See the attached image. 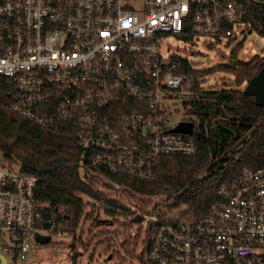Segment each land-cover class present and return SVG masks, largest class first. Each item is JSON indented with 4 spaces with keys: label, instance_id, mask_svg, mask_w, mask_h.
I'll list each match as a JSON object with an SVG mask.
<instances>
[{
    "label": "built area",
    "instance_id": "1",
    "mask_svg": "<svg viewBox=\"0 0 264 264\" xmlns=\"http://www.w3.org/2000/svg\"><path fill=\"white\" fill-rule=\"evenodd\" d=\"M252 8L264 9V0H0V79L12 85L8 108L38 126L71 124L82 181L125 191L103 173L151 180L159 156L195 154L194 128L192 136L172 132L180 122L195 123L177 114L201 93L232 90L222 75L210 82L225 72L171 51L167 40L217 52L216 64L236 62L219 47L255 31L245 22ZM36 185L35 176L0 157L6 264L25 261L37 235H64L67 223L43 220L50 208L37 203ZM218 194L198 219L165 198L96 201L131 235L140 230L138 264H264V167L242 170Z\"/></svg>",
    "mask_w": 264,
    "mask_h": 264
},
{
    "label": "trees",
    "instance_id": "2",
    "mask_svg": "<svg viewBox=\"0 0 264 264\" xmlns=\"http://www.w3.org/2000/svg\"><path fill=\"white\" fill-rule=\"evenodd\" d=\"M245 22L264 37V9L248 10ZM263 66L264 58L254 57L247 62H231L224 68L235 77V86L240 87ZM11 98V82L0 79V157L4 163L17 164L22 173L35 176V199L50 208L42 214L43 220L51 219L57 225L67 223L62 231L74 240L86 206L82 195L98 201L106 198L97 190L96 182L82 181L74 127L30 123L8 108ZM185 113L187 120L195 123V154L159 156L151 180L106 173L102 176L126 187L131 194L169 199L172 208L185 217L198 219L207 214L209 204L218 198L221 184L229 183L244 169L264 167V107L256 106L254 98L245 96L242 90L232 89L201 93ZM85 217L92 220V228L110 223L90 215ZM130 246L123 242L121 248L132 257ZM77 260L72 256L71 264H77ZM13 264L17 262L14 260Z\"/></svg>",
    "mask_w": 264,
    "mask_h": 264
},
{
    "label": "rangeland",
    "instance_id": "3",
    "mask_svg": "<svg viewBox=\"0 0 264 264\" xmlns=\"http://www.w3.org/2000/svg\"><path fill=\"white\" fill-rule=\"evenodd\" d=\"M166 43L171 48V51L179 52L182 56L188 57L195 62L210 67L214 66L212 72L223 71V73H226H224L225 76L221 73L214 74L211 77L210 82H215L216 78L220 77L218 75H222L221 77L228 81L225 84L229 85V89H240L243 91L246 83L240 87H235V77L224 68L225 64H216L217 60L215 57L217 56V52H208L199 46V44L195 46L192 42L184 43L180 38H175L173 40L169 38ZM238 43H240V47L238 48L235 57H232L233 55L231 54V51L236 48ZM219 49L220 52L224 53L226 56L241 62H247L254 57L264 58V37L256 31H249L246 32L244 36L239 34L236 41L230 42L226 47H219ZM190 51L202 53L203 56H192ZM202 64L200 65L201 67L203 66ZM187 117L186 113L180 111L176 118L178 120H185ZM89 182H96L97 190L101 188L102 191L100 192L104 198L115 195L122 200L127 199L130 204L136 203L137 198H139L136 194H131L127 190H121L123 188L119 189L97 180H89ZM82 198L86 203V206L84 207V214L79 222L75 239L72 240V237L69 235L52 236L48 244L40 245L35 243L26 254V260L18 262L17 264H71L72 256L76 253L80 254V256L77 257V264H138L136 249L138 248L140 240V230L131 235L128 233V229L125 230L121 228V222L115 218H111L106 212L99 209V202L85 195H82ZM128 198H131V200H128ZM150 198L154 200L163 199L159 196ZM145 204H147V202H145ZM85 215H90L91 218H96L101 221H110V223L107 226H97L96 228H92V220L87 219ZM113 221L114 224H112ZM105 232L108 233L107 237L109 240L106 236L101 234ZM122 240H124V243L129 242L131 244L130 252L132 257L124 254L122 248H116V250L111 249L112 247L117 246ZM110 256H113V259L109 260Z\"/></svg>",
    "mask_w": 264,
    "mask_h": 264
},
{
    "label": "water",
    "instance_id": "4",
    "mask_svg": "<svg viewBox=\"0 0 264 264\" xmlns=\"http://www.w3.org/2000/svg\"><path fill=\"white\" fill-rule=\"evenodd\" d=\"M242 93L245 96L254 98V103L256 106L264 107V66L251 80L246 83ZM193 128L194 124L192 122H180L177 126H175L172 132L192 136ZM241 153H243V151ZM241 153L235 158L236 160L241 156ZM139 221V219H136L135 222ZM36 240L38 244L45 245L48 244L51 239L49 236L37 235ZM74 256L78 257L80 254L76 253ZM0 264H6V259L1 255Z\"/></svg>",
    "mask_w": 264,
    "mask_h": 264
}]
</instances>
